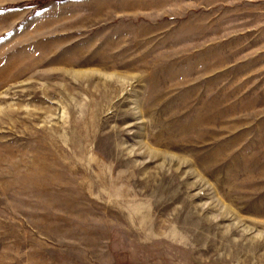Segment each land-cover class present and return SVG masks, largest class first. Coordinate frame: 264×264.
<instances>
[{"label": "rangeland", "instance_id": "1", "mask_svg": "<svg viewBox=\"0 0 264 264\" xmlns=\"http://www.w3.org/2000/svg\"><path fill=\"white\" fill-rule=\"evenodd\" d=\"M0 264H264V0H0Z\"/></svg>", "mask_w": 264, "mask_h": 264}]
</instances>
